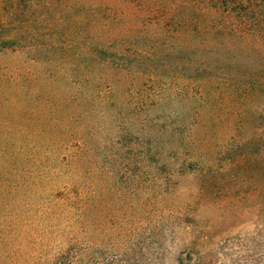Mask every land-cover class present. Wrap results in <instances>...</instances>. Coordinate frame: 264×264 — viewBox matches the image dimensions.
<instances>
[{"label": "trees", "instance_id": "trees-1", "mask_svg": "<svg viewBox=\"0 0 264 264\" xmlns=\"http://www.w3.org/2000/svg\"><path fill=\"white\" fill-rule=\"evenodd\" d=\"M18 9L21 26L16 17L3 18ZM23 55L39 83L38 117L28 121L44 143L64 144L77 117L84 130L93 118L121 112L137 89L132 110L151 112L154 130L176 120L174 131L193 126L245 136L239 156L255 167L261 149L264 177V0H0V57L12 58L0 66V81L23 76ZM146 85L155 87L147 108ZM173 101L182 107L168 109ZM15 121L21 130L26 125L15 116L0 120L11 129ZM6 131H0L2 161L27 138ZM17 158L36 164L30 152ZM10 178L0 171V264H104L90 245L74 240L45 256L33 225L20 229L12 218L16 187L27 180Z\"/></svg>", "mask_w": 264, "mask_h": 264}, {"label": "rangeland", "instance_id": "rangeland-1", "mask_svg": "<svg viewBox=\"0 0 264 264\" xmlns=\"http://www.w3.org/2000/svg\"><path fill=\"white\" fill-rule=\"evenodd\" d=\"M22 11L3 18L16 17L21 26ZM11 60L1 56L0 66ZM18 71L23 76L16 83L0 81V120L15 116L26 125L0 122V131L27 138L13 143L5 162L0 154V171L10 181L27 180L16 187L12 218L20 229L33 225L45 256L74 240L90 245L104 264H264L262 151L255 167L240 157L247 137L193 126L174 131L176 120L154 130L151 112L132 110L135 89L121 112L93 118L84 130L77 117L64 144L44 143L28 121L38 117L37 72L27 63ZM154 89L141 87L145 108ZM179 106L173 101L167 108ZM17 152H30L36 164L16 163Z\"/></svg>", "mask_w": 264, "mask_h": 264}]
</instances>
